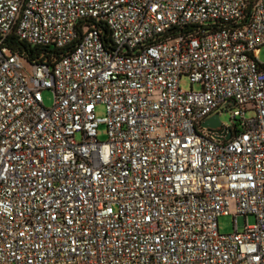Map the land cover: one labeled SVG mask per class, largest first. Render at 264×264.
<instances>
[{
	"label": "built area",
	"instance_id": "2783aa9c",
	"mask_svg": "<svg viewBox=\"0 0 264 264\" xmlns=\"http://www.w3.org/2000/svg\"><path fill=\"white\" fill-rule=\"evenodd\" d=\"M262 46L264 0H0V264H264Z\"/></svg>",
	"mask_w": 264,
	"mask_h": 264
},
{
	"label": "rangeland",
	"instance_id": "374dc122",
	"mask_svg": "<svg viewBox=\"0 0 264 264\" xmlns=\"http://www.w3.org/2000/svg\"><path fill=\"white\" fill-rule=\"evenodd\" d=\"M259 60L261 63L264 64V46L261 47L260 51H259ZM24 66L26 68V70L28 72H31L32 70V67L30 64H28L27 62H24ZM180 87L182 88V90L184 91H189L191 90V88H193L194 90H197L199 89V86L198 85H194L193 87H191L190 83H189V80L187 77H183L180 81ZM42 97H43V102H44V105L46 107H51L53 105V94L50 90H45L42 92ZM251 108V106H250ZM231 112L232 110H229L225 113H223V115L221 116V121L225 124V125H231ZM97 115L99 117L103 116L104 115V108L102 107H99L97 109ZM255 116V112L254 111H247L245 113V119H250V118H253ZM79 139V137H78ZM99 139L101 141H106V130H105V126L104 125H101L99 127ZM234 204H233V208H232V214H234ZM256 222V219L253 215H249L248 218H247V223L249 225H253L255 224ZM218 225H219V231L221 234H229V233H232L234 231V223H233V217L230 215V216H221L219 217L218 219ZM243 230V227L240 226L239 227V231H242Z\"/></svg>",
	"mask_w": 264,
	"mask_h": 264
},
{
	"label": "trees",
	"instance_id": "16d2710c",
	"mask_svg": "<svg viewBox=\"0 0 264 264\" xmlns=\"http://www.w3.org/2000/svg\"><path fill=\"white\" fill-rule=\"evenodd\" d=\"M106 32V29H102ZM11 48L24 52L28 56V61L31 63H47L52 64L55 60L59 59L63 54V50L55 47H40L30 46L22 42H13L12 39L8 43Z\"/></svg>",
	"mask_w": 264,
	"mask_h": 264
},
{
	"label": "water",
	"instance_id": "95a60500",
	"mask_svg": "<svg viewBox=\"0 0 264 264\" xmlns=\"http://www.w3.org/2000/svg\"><path fill=\"white\" fill-rule=\"evenodd\" d=\"M222 122L218 114L213 115L203 123L204 128L217 129L221 126Z\"/></svg>",
	"mask_w": 264,
	"mask_h": 264
}]
</instances>
